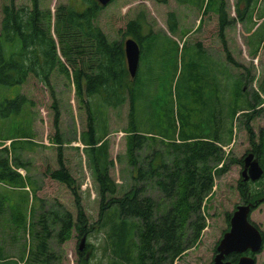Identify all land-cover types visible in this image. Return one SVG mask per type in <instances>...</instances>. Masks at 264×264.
Returning a JSON list of instances; mask_svg holds the SVG:
<instances>
[{
    "label": "trees",
    "instance_id": "1",
    "mask_svg": "<svg viewBox=\"0 0 264 264\" xmlns=\"http://www.w3.org/2000/svg\"><path fill=\"white\" fill-rule=\"evenodd\" d=\"M250 1L248 0V6ZM248 6L243 11L238 9L242 21L245 20ZM103 7L97 0H78V4L73 5L60 3L53 14L50 8H42L41 0H30V6H18L15 0L3 4L0 9V84L22 86L30 76H35L51 86V75L55 69L69 78L74 76L77 93L88 110L87 129L80 137L89 148L87 154L92 163L91 168L100 196L99 224L108 228L106 236L112 252L125 264H175V260L183 252L199 241L207 226L203 208L215 184L213 170L216 169L218 175L227 170L223 147L231 142L232 137L224 142L218 127L212 137L181 136V131L177 134L174 122L168 118L169 113L172 116V107L168 105V116L165 115V118L161 119L162 122L154 123L166 132L164 135L152 138L148 133L159 135L155 130L147 133L139 128L138 122L152 108L147 98L149 92L144 85V82L150 79L140 76V72L136 77L130 75L124 48L125 39H110L96 24L97 16ZM205 11H208L207 8ZM217 11L218 35L227 50L229 61L235 66H240L232 58L226 44V29L232 20L226 15L223 2ZM174 14L169 13V29L173 34L178 31ZM142 16L143 14L127 20L124 36L138 41L142 47V55L146 50L147 65L150 64V56L157 53L161 56L158 64L165 66L170 63L173 70L171 76H175L178 68L176 43L167 35L154 32L143 22ZM259 36L264 37V32L259 33ZM187 47V44H184V49ZM195 49L197 55L205 54L201 42L195 45ZM172 50L173 56L170 57L168 53ZM149 67L152 68L151 65ZM206 72L208 75V71ZM152 76H157L159 82L164 79L159 75ZM235 81L233 84L236 88L239 78ZM220 88L221 84L218 89ZM258 89L254 90V103L247 99V107L234 106L231 109L233 120L240 110H246L248 107H251L249 109L253 112L246 120H253V114L258 113L254 109L255 106L264 102L261 96L264 94L263 81H260ZM235 92L237 98H243L244 95L240 94L237 88ZM168 93L171 95V89ZM53 97L56 100L55 96ZM25 100L28 101L27 96L21 93L13 99L5 100L2 106L3 109L10 104L20 106L16 102L22 103ZM166 103L169 101L166 100ZM125 104H128L129 108L128 156L132 169L129 174L130 183H125L124 180L120 185L110 173L109 167L114 161L109 158L108 144L104 142L107 135L105 118L108 110H116ZM54 108L57 109L55 126L58 127L59 110L56 105ZM0 112L2 113L1 109ZM155 114L157 119L163 115L161 112ZM247 129L252 146L260 148L261 141L256 145L253 140L255 134L252 127L247 126ZM263 134L264 131L261 132L260 139ZM177 135L181 139L180 142L166 141L167 138L172 140ZM54 141L59 143L57 162L55 166H48L45 173L52 184L64 187L73 196L76 216L71 210L55 204L56 207L44 209L35 219L33 204L29 205V200L27 208L20 209L22 202L17 201L10 205V196L0 192V214L4 211L5 204L8 205L16 225L14 232L7 234L14 247L9 250L5 246V237L0 238V264H52L55 258V252L52 250L54 238L59 242L66 241L71 238L74 229L79 230L83 236L90 232L87 228L88 218L80 202L77 179L63 156V141L58 135ZM148 141L153 144L165 143L173 157L172 160L167 158L169 155L156 148L151 154L140 156L139 149L149 147ZM15 147L14 144L9 148L0 143V185L24 189L29 184L30 177L24 176L18 170L25 168V163L18 159L13 151ZM258 158L264 168L261 153ZM220 164L221 167H217ZM131 180L137 184L131 183ZM129 185L130 188L125 187ZM150 185L158 190L157 199L148 192ZM241 191L243 202L256 204L264 199L263 190L253 192L246 182L241 186ZM230 217L231 214H228V222ZM38 225L41 227H37ZM25 230L35 243L33 245L29 240L32 244L29 248L26 241L19 243V239L23 238L17 231L21 234ZM18 244L20 247L16 250ZM80 255L81 264H87L83 252ZM230 260L237 263L238 255L230 256Z\"/></svg>",
    "mask_w": 264,
    "mask_h": 264
},
{
    "label": "rangeland",
    "instance_id": "2",
    "mask_svg": "<svg viewBox=\"0 0 264 264\" xmlns=\"http://www.w3.org/2000/svg\"><path fill=\"white\" fill-rule=\"evenodd\" d=\"M10 1L0 0V9L3 4ZM15 2L18 6H30V0H15ZM221 2L224 4L228 19L232 20L231 25L226 29V44L232 58L240 66H235L229 61L227 50L218 35L217 8ZM60 3L73 5L78 4V0H41L42 8H50L53 14ZM247 6L248 0H167L166 2L114 0L101 9L96 19V24L110 39L121 40L126 39L124 30L127 20L143 14V22L147 26L154 32L167 35L177 45L178 68L175 76H171L173 70L170 63H166L165 66L158 64V59L161 57L159 54L150 56L148 62L152 68L147 65L148 63L146 64V50L141 55L138 74L140 72V76L150 79L145 81L144 85L149 92L147 98L152 108L148 113L146 112L142 120L138 118L139 128L147 133L155 130L160 135L148 133L152 138L164 135L166 132L160 130L154 123L162 122L161 119H164L165 115L168 116V105L172 107V116L169 113L168 118L174 122L177 134L181 131V136L212 137L218 127L224 142L232 137L231 142L224 146L227 170L221 175L216 173V169L213 170L215 184L203 208L207 226L202 231L199 241L183 252L175 260V264H211L216 246L229 227L227 215L231 214L238 204L244 203L241 186L245 181L242 170L245 158L253 148L247 126L252 127L254 131L253 140L256 145L261 141L259 153L264 163V134L260 139L261 132L264 131V102L255 106L254 109L258 113L253 114V120H246L253 112L249 109L251 107L240 110L234 120L231 117V109L234 106L247 107V99L255 102L254 90L258 91L260 81L264 82V37L259 36V33L264 32V0H251L246 15L253 17L247 18L245 15V20L242 21L238 9L243 11ZM170 12L175 13L178 29L175 34L169 29ZM198 42L202 43L205 52L203 56L195 52V45ZM184 44L188 46L185 49ZM168 54L172 57L173 50ZM152 75H159L164 79L159 82L157 76ZM238 78L236 88L240 94L246 95L241 99L236 97V88L233 84ZM219 84H221L220 89H218ZM169 89L172 91L171 95L168 93ZM21 93L27 96L28 101L16 102L20 106L6 105L3 109L2 103L5 100L13 99ZM261 96L264 98V94ZM85 97L87 100V96ZM166 100L169 103H166ZM54 105L59 110L58 127L55 126L57 109ZM0 109L2 110L0 143L9 148L13 144L16 146L13 151L16 152L18 159L25 163V168H20L19 171L24 176L30 177L29 184L24 189L0 185V192L10 196V205L19 201L22 202L19 208L24 209L27 208L29 200V205L33 204L35 219L44 209L56 207L55 204L71 210L76 216L73 196L64 187L56 183L52 184L45 173L48 166H55L57 162L59 143L54 141L57 135L63 141V156L77 179L80 202L87 215V228L90 232L83 236L79 230L74 229L71 238L66 241L59 242L54 238L52 250L55 252V258L52 264H81V252L87 264H125L115 257L108 244L106 236L108 228L99 224L98 185L87 154L89 148L80 137L87 129L88 110L77 93L74 76L69 78L65 73L55 69L51 75V86L35 76H30L22 86L0 84ZM128 109V104L116 110L110 109L105 118L107 135L104 142L108 144L109 158L114 161L109 167L110 173L120 185L124 180L125 183H130L129 174L132 169L129 159ZM157 112L163 113L158 119L155 114ZM166 141L180 142L181 139L177 135L172 140L167 138ZM147 143L149 147L139 149L140 156L151 154L156 148L169 155L167 158H173L165 143L153 144L151 141ZM131 183L137 184L133 180ZM246 183L253 192L264 191V174L260 179L248 180ZM157 191L153 185H150L148 192L155 199L158 198ZM28 208L30 209L29 206ZM28 219L30 220V217ZM251 219L264 231V201L260 202L252 212ZM15 227L10 208L5 204L4 211L0 214V238L5 237L7 240L5 246L9 250L14 244L7 234L14 232ZM17 234L23 238V240L19 239V243L26 241L27 248L35 244L34 240L29 238L27 230L21 234L17 231ZM20 244L17 245L16 250ZM255 257L256 264H264V245Z\"/></svg>",
    "mask_w": 264,
    "mask_h": 264
},
{
    "label": "water",
    "instance_id": "3",
    "mask_svg": "<svg viewBox=\"0 0 264 264\" xmlns=\"http://www.w3.org/2000/svg\"><path fill=\"white\" fill-rule=\"evenodd\" d=\"M112 1L98 0L102 6L108 5ZM125 54L128 70L132 77H136L142 54V48L137 40L131 37L125 40ZM244 167L242 175L245 181H256L264 174L262 164L259 160L254 159L253 153L245 158ZM257 206L258 203L237 205L231 213L229 229L220 239L211 264H256L255 256L262 250L264 243V235L260 227L251 219L252 211ZM233 254L240 256L237 263L229 259Z\"/></svg>",
    "mask_w": 264,
    "mask_h": 264
},
{
    "label": "flooded vegetation",
    "instance_id": "4",
    "mask_svg": "<svg viewBox=\"0 0 264 264\" xmlns=\"http://www.w3.org/2000/svg\"><path fill=\"white\" fill-rule=\"evenodd\" d=\"M251 153H253L254 154V159H257V160H259V158H258V154H259V147L257 148H255V147H253V148H251V151H250ZM250 154V153H249ZM244 165H243V170H244ZM243 170H242V174H243ZM245 181V180H244ZM246 182V181H245ZM263 201H264V199H263ZM257 208V207H256ZM255 210V209H254ZM253 210V211H254ZM252 211V212H253ZM262 231V233H263V235H264V231L263 230H261ZM226 232V231H225ZM233 255H236V254H233ZM238 255V254H237ZM215 256V255H214ZM240 256L238 255V258H239ZM229 259H230V257H229Z\"/></svg>",
    "mask_w": 264,
    "mask_h": 264
}]
</instances>
